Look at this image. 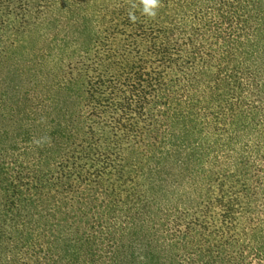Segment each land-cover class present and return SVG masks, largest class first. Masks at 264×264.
I'll return each instance as SVG.
<instances>
[{
	"label": "trees",
	"instance_id": "trees-1",
	"mask_svg": "<svg viewBox=\"0 0 264 264\" xmlns=\"http://www.w3.org/2000/svg\"><path fill=\"white\" fill-rule=\"evenodd\" d=\"M0 264H264V0H0Z\"/></svg>",
	"mask_w": 264,
	"mask_h": 264
},
{
	"label": "clouds",
	"instance_id": "clouds-1",
	"mask_svg": "<svg viewBox=\"0 0 264 264\" xmlns=\"http://www.w3.org/2000/svg\"><path fill=\"white\" fill-rule=\"evenodd\" d=\"M139 5H142V13L145 16L155 18L158 9L162 5V0H139ZM135 7H137V5L133 4V8ZM130 18L134 19V16L131 13Z\"/></svg>",
	"mask_w": 264,
	"mask_h": 264
}]
</instances>
